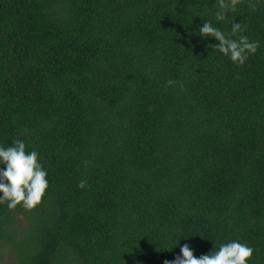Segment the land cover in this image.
Masks as SVG:
<instances>
[{"label":"trees","instance_id":"16d2710c","mask_svg":"<svg viewBox=\"0 0 264 264\" xmlns=\"http://www.w3.org/2000/svg\"><path fill=\"white\" fill-rule=\"evenodd\" d=\"M4 242L264 264V0H0Z\"/></svg>","mask_w":264,"mask_h":264},{"label":"rangeland","instance_id":"374dc122","mask_svg":"<svg viewBox=\"0 0 264 264\" xmlns=\"http://www.w3.org/2000/svg\"><path fill=\"white\" fill-rule=\"evenodd\" d=\"M20 219H23L22 216H20ZM20 226H22V223ZM18 236L21 237L20 234ZM0 264H19L18 252L15 246L9 242L0 244Z\"/></svg>","mask_w":264,"mask_h":264}]
</instances>
